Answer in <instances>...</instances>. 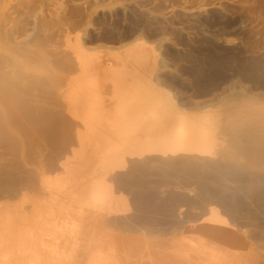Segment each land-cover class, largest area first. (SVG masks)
<instances>
[{
    "label": "rangeland",
    "instance_id": "obj_1",
    "mask_svg": "<svg viewBox=\"0 0 264 264\" xmlns=\"http://www.w3.org/2000/svg\"><path fill=\"white\" fill-rule=\"evenodd\" d=\"M0 264H264V0H0Z\"/></svg>",
    "mask_w": 264,
    "mask_h": 264
},
{
    "label": "bare ground",
    "instance_id": "obj_2",
    "mask_svg": "<svg viewBox=\"0 0 264 264\" xmlns=\"http://www.w3.org/2000/svg\"><path fill=\"white\" fill-rule=\"evenodd\" d=\"M83 89H84V93H85V91L88 90L87 86L83 87ZM84 93L79 95V96H72L69 99L70 100V102H69L70 106L71 105H73V106L82 105L83 104L84 95H85ZM152 96H153L154 99L157 98L158 97V92H156L154 90ZM170 120H171V122H170ZM170 120H167L166 123H164V124L159 123V121H158L159 124L155 123V124H157L156 126H157V129H158L160 135L158 137H156V138H152L151 140H149V142L139 141V142H136V144L133 147L125 149V151L118 150V151H120L119 152L120 155H119L118 151H117L118 154H116L115 151H112V152L114 154H116L115 156L120 157V159L121 158L125 159L123 153H127V154H130V155H132L134 153L133 155H136L137 158L138 157L141 158L146 153L147 154H154V153L156 154L157 153V154L161 155L162 157L173 156V155H176V154L180 155L179 153L182 154L183 152L184 153H192V154L195 153V155H197L198 153H201L202 152L201 150H199L195 145H193L190 142H188L186 137H184L185 136V131L183 130L180 122L178 120H176V119L175 120L170 119ZM175 122H177L178 124H175ZM108 157L109 156L104 154V155H102V156H100V157H98V158H96L94 160L95 162L98 161V163L96 164L97 168H95V169L97 170V169L100 168L99 171H96L98 173L97 177L96 178L94 177L97 182H101L102 183L104 177L106 178V176H108V174L115 172V169L111 166L112 165V159H108ZM133 157H135V156H133ZM128 158H131V157H128ZM183 158H185V157L183 156ZM94 161H93V164H94ZM93 179H92V182H93L92 184H96L97 185V183L95 181H93ZM96 185L91 186V188H90V189L93 190L92 191L93 195L90 194L91 198H96L94 196L96 195L97 192H99V190H94V188L97 187ZM107 196L109 197V195H107ZM112 199L113 198L110 196L109 197L110 202H111ZM120 200H118V201H120ZM115 204H118V202L115 203ZM121 205H122V203H121ZM119 206H120V204H119ZM121 207H119V208H121ZM117 210H119V209H117ZM120 213H122V212H120Z\"/></svg>",
    "mask_w": 264,
    "mask_h": 264
}]
</instances>
